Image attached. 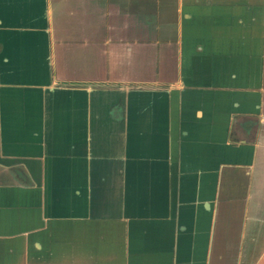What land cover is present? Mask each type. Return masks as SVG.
<instances>
[{
	"label": "crops",
	"instance_id": "obj_1",
	"mask_svg": "<svg viewBox=\"0 0 264 264\" xmlns=\"http://www.w3.org/2000/svg\"><path fill=\"white\" fill-rule=\"evenodd\" d=\"M0 264H264V0H0Z\"/></svg>",
	"mask_w": 264,
	"mask_h": 264
}]
</instances>
